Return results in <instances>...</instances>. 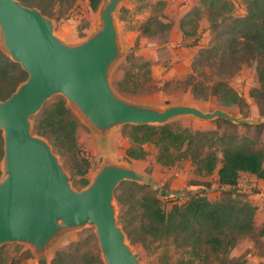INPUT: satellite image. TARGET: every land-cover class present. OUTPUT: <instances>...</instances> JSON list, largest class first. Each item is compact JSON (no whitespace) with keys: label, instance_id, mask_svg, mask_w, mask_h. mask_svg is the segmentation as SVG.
<instances>
[{"label":"rangeland","instance_id":"rangeland-1","mask_svg":"<svg viewBox=\"0 0 264 264\" xmlns=\"http://www.w3.org/2000/svg\"><path fill=\"white\" fill-rule=\"evenodd\" d=\"M197 1L193 6L197 10L194 16L182 18L186 20L185 33L177 24L173 26L177 6L169 8V0L120 1L116 17L124 53L112 65L108 80L119 97L133 103L158 109L179 104L196 106L206 112L220 109L248 120L239 123L225 118L201 119L193 115H181L169 120L168 123L174 127L215 132V138L218 135L214 146L220 160L217 169L210 175L201 174L197 165L189 159L173 165L163 164L158 161V149L152 144L144 146L147 151L144 158H129L127 150L132 142L127 136L126 124L115 127L103 140L84 115L63 94L58 93L31 117V132L50 144L74 189H84L105 159H112L115 163L152 175L159 187L166 191L165 195L160 196L163 207L168 211L175 202H184L200 190L199 182L211 183L206 192L210 200L223 197L222 189H217L216 178L224 158V148L264 151V127L263 130L256 127L264 124V98L257 99L251 95L260 87L258 72L262 57L242 64L232 74H228L221 65L211 69L207 57L201 56V53L215 44L216 33L208 21L207 8L201 5L200 0ZM233 2L234 15L244 16L247 13L245 0ZM99 7L94 10L90 0H79L71 8L57 6V12L47 16L53 22L54 34L72 43L88 36L93 24L99 21ZM222 25L223 28L229 27L224 21ZM0 48L3 49L1 36ZM221 78L227 80L242 96V104L226 106L217 95L211 93L214 81ZM60 98H65L79 121L76 133L78 147L66 151L53 138L39 134L35 127L44 110ZM84 169L87 171L83 175L80 171ZM5 176V173L2 174L0 181ZM85 179L88 180L87 184L83 183ZM123 182L114 192L115 216L118 226L125 233L126 242L138 254L140 264H231L232 261L264 264V183L255 180L253 174L243 173L237 189L238 197L256 208L254 228L242 235L236 231L239 238L235 246L220 250L204 245H183L181 237H156L146 231L144 227L148 225V220L137 201L141 193ZM148 188L152 189L151 186ZM58 252H63L60 264H105L93 225L62 229L45 249V264H53ZM40 259L36 249L28 243L7 242L0 245V264H41Z\"/></svg>","mask_w":264,"mask_h":264},{"label":"water","instance_id":"water-1","mask_svg":"<svg viewBox=\"0 0 264 264\" xmlns=\"http://www.w3.org/2000/svg\"><path fill=\"white\" fill-rule=\"evenodd\" d=\"M120 1L102 0L99 21L88 36L70 43L54 34L51 18L37 7L0 0L2 50L28 73L0 100L1 169L6 175L0 181V245L28 243L41 256V264L46 262V247L62 229L87 224L96 228L105 264H140L117 224L114 192L126 180L163 192L152 175L112 159H105L84 189H74L50 144L31 132V117L53 95L63 94L103 140L121 124L159 125L181 115L248 121L220 109L206 112L185 104L158 109L119 97L108 78L124 53L116 17Z\"/></svg>","mask_w":264,"mask_h":264},{"label":"trees","instance_id":"trees-1","mask_svg":"<svg viewBox=\"0 0 264 264\" xmlns=\"http://www.w3.org/2000/svg\"><path fill=\"white\" fill-rule=\"evenodd\" d=\"M78 1L20 0L22 4L37 7L49 16L57 12V6L71 8ZM101 2L102 0H90L94 10ZM200 2L207 8L208 21L216 33L215 44L204 49L201 56L207 57L211 69L221 65L228 74L234 73L242 64L258 56L262 57L258 72L260 87L251 95L257 99L264 98V0H245L247 13L244 16L234 15L233 0ZM194 11L197 10L192 8L184 17L192 18ZM185 21L181 20L184 33ZM223 21L229 27L223 28ZM27 78L28 73L22 66L0 48V100L8 98ZM211 93L217 95L226 106L243 103L242 96L223 78L214 81ZM35 127L39 134L53 138L65 151L78 147L76 133L79 121L68 107L65 98L58 99L46 108ZM256 127L263 130L264 124ZM126 131L132 142L127 150L129 158H144L147 155L144 146L152 144L158 149V161L163 164L173 165L180 160L189 159L204 175L212 174L218 167L220 160L214 147L218 135L215 138V132L174 127L170 123L127 124ZM223 152L224 158L218 169V183L223 197L216 201L210 200L206 194L211 183L199 182L206 188L194 192L184 202H175L167 211L160 196L165 195L166 191L163 190L160 194L153 188L150 190L148 184L123 182L141 193L137 201L148 220V225L144 229L156 237H181L183 245H204L214 250L235 246L239 238L236 231L238 235L250 232L254 228L256 208L249 201L238 197L237 185L242 172L251 173L264 180V151L224 148ZM3 157L4 137L0 129V178L3 174L1 169ZM86 163L90 165L89 162ZM86 171L87 169H84L80 173L84 175ZM83 183L87 184L88 180L85 179ZM62 254L63 252L57 253L53 264H60ZM231 264L239 262L232 261Z\"/></svg>","mask_w":264,"mask_h":264},{"label":"crops","instance_id":"crops-1","mask_svg":"<svg viewBox=\"0 0 264 264\" xmlns=\"http://www.w3.org/2000/svg\"><path fill=\"white\" fill-rule=\"evenodd\" d=\"M169 2L170 3L175 2L173 5H171L169 3V5H168L169 8H170V6H171V9H172V6H175V5L177 6L176 7V14L177 15L173 16V20H174L173 21V26L176 27V24H177V27H179L181 29V20H182V18L193 8V6H195L198 3V1L197 0H189V2H188L186 0H169ZM94 24H93V26H94ZM243 173H246V172H242L241 175H243ZM217 175H218V173H217ZM254 176H255V180L257 179L260 184L264 183V180L257 178L256 175H254ZM218 178L219 177L217 176L216 179L218 180ZM204 179H207V178L205 177ZM199 186L201 187L200 189L206 188L202 184H200ZM217 189L221 190L219 188V183H218V188Z\"/></svg>","mask_w":264,"mask_h":264},{"label":"built area","instance_id":"built-area-1","mask_svg":"<svg viewBox=\"0 0 264 264\" xmlns=\"http://www.w3.org/2000/svg\"><path fill=\"white\" fill-rule=\"evenodd\" d=\"M238 184L240 185V182Z\"/></svg>","mask_w":264,"mask_h":264}]
</instances>
